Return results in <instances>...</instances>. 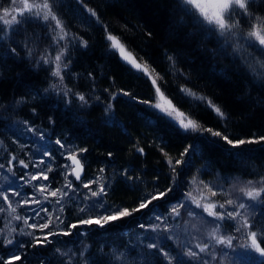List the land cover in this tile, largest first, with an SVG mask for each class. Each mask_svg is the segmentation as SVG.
Returning a JSON list of instances; mask_svg holds the SVG:
<instances>
[{"label": "trees", "instance_id": "1", "mask_svg": "<svg viewBox=\"0 0 264 264\" xmlns=\"http://www.w3.org/2000/svg\"><path fill=\"white\" fill-rule=\"evenodd\" d=\"M60 3L58 12L70 32L88 41L87 48L69 46L71 71L75 75L66 77L63 83L74 92L85 94L88 103L82 105L76 98L66 101L58 82L56 89L45 91L56 81L43 66L38 67L25 58L24 50L18 46L24 42L23 36L13 34L6 45L0 44V163L5 165L0 169V186L7 187L14 178L12 172L19 177L25 172L37 171L31 162L48 160L47 156L39 155L45 150L41 145L53 152L54 171L49 175L54 178L52 187L60 186L63 183L60 166L68 161L60 155L65 149L55 144L57 139L73 149H87L81 153L86 158L82 160L86 174L88 179L103 177L100 182L108 185L104 199L109 205L131 209L150 193L172 188L165 198L153 202L154 212L165 217L169 216L171 206L185 200L187 193L194 194L193 187L197 185L209 184V188L229 190L231 196L238 197V189L249 179L264 174V143L233 148L207 131L186 132L174 126L158 110L139 102L153 98L150 79L123 61L118 52L109 49L104 26L122 39L139 62L147 63L150 70L155 69L153 75L162 77L158 83L165 94L202 128L224 132L233 139L264 134V86L253 82L230 57L218 51L212 55L209 50L217 47L214 38L210 42L198 29L177 27L175 0H84L88 8L97 12L99 21L77 0H60ZM25 28L34 50L43 52L49 48L50 41L43 25L31 21ZM12 47L17 48L18 56L8 51ZM166 52L177 57V67L183 69L187 79L171 68L165 59ZM185 86L220 106L226 118L221 119L204 103L185 97L179 91ZM123 92L131 93L136 99ZM29 128L35 131H28ZM140 148L144 150L142 154L137 151ZM186 148L188 155H181ZM12 157L16 158L13 161L16 166L10 172L8 161ZM169 158L173 164L178 159L188 161L175 165L178 176L172 172ZM21 159L29 162L28 169L17 163ZM101 168L104 169L102 173ZM17 183L24 184V181L17 180ZM24 191L31 196L30 186L25 185ZM81 191L87 192V189ZM10 198L14 206L20 199ZM45 206L52 211L51 204ZM187 212L188 208L181 209L177 225L188 218ZM17 214L25 217L32 212L28 206L18 207L17 213L12 215ZM58 214L65 224L76 222L77 216L83 215L78 213L74 203H67L65 211ZM0 216L4 217L0 220L4 236L23 242L31 239L19 234L20 229L32 231L22 220L11 219L7 211ZM172 220L166 223L172 225ZM150 222L156 223L151 213L144 210L103 229L82 227L83 235L53 237L46 248H32L25 243L24 248L17 250L25 257L24 264H41L42 258L43 264H61L62 260L68 264L65 253L72 255V264H75L81 259V252L88 258V264H163V258L154 254L155 250L144 247L149 242L144 238L169 233H152L139 227ZM64 226L58 223L52 230L60 231ZM12 228H17V232L10 231ZM163 246L172 255L179 249L173 236L172 240L163 241ZM121 252L124 253L123 262L114 261L113 253ZM7 254L5 247L0 245V255Z\"/></svg>", "mask_w": 264, "mask_h": 264}, {"label": "snow or ice", "instance_id": "2", "mask_svg": "<svg viewBox=\"0 0 264 264\" xmlns=\"http://www.w3.org/2000/svg\"><path fill=\"white\" fill-rule=\"evenodd\" d=\"M77 2L91 17H96L99 21L97 12L88 8L84 4V0H77ZM60 6V0H6V3H0V44L6 45L13 34L23 36L24 42L18 46L24 50L25 58L31 60L38 67L43 66L49 77L56 81L51 83L45 91L56 89L59 83L66 101L70 102V98H76L82 102V105H85L88 103L85 94L74 92L63 82L66 77L75 75L71 71L72 59L68 54L69 46L87 48L88 41L83 36L70 32L58 12ZM262 9H264V0H175L174 22L177 27L198 29L199 34L210 42L214 38L217 47L215 50H209L212 55H216L218 51L230 57L233 63L238 64L253 82H260L264 86V10ZM31 21H37L43 25L47 32L50 44L49 48L43 52L34 50L26 36L25 25L30 24ZM104 30L106 33L104 38L109 42V49L118 52L123 61L130 64L137 72L143 73L144 77L151 81L154 89L153 98L141 100L140 103L158 110L160 114L169 118V122L173 123L174 126L178 125L180 129L186 132L207 131L233 148L264 143V134L257 136L254 133L248 139H233L224 132L202 128L195 119L182 111L165 94L160 83H158L162 77L159 74L153 75L155 69L150 70L147 63L139 62L138 58L128 50L122 39L108 31L107 26H104ZM148 35L150 36L151 33ZM62 42H66V44ZM8 51L13 55H19L16 47H12ZM165 59L169 61L171 68L179 76L187 79L183 69L177 67V57L166 52ZM89 75L91 76V73ZM179 91L185 97L204 103L221 119L226 118L221 107L208 97L197 95L196 92L186 86L180 87ZM123 95L130 96L133 100L136 99L128 92H123ZM24 123L27 124L28 122L25 121ZM28 131H35V129L29 128ZM55 144L60 149H65L60 155L70 162L60 166L59 175L63 177V183L56 188L52 187L54 178H50L49 175L54 171L51 161L55 157L51 150H47L46 145H41V148L45 150L39 152V155L47 156L48 160L32 161V167L37 169L35 172H25L16 177L15 172H12L16 166L13 163L16 158L12 157L8 161L11 165L8 170L12 172L14 178L7 187L0 186V205L7 206L6 208L0 206V213L7 211L11 219L22 220L23 224L32 231L19 230V234L31 238L29 241L23 242L16 241L14 237L4 236L3 229H0V237H3L0 238V245H3L8 252L7 256L0 255V264H17V262L24 264L25 257L17 249L24 248L25 243L32 248H46L52 243L51 238L53 237L83 235L84 233L80 232L82 227L97 226L103 229L107 225L121 222L125 218L132 217L134 213H141L144 210L151 213L152 221H159V223L140 224V228L152 233H169L171 229L165 221L179 218L182 208L189 209L187 212L189 216L197 215L190 210L188 201L194 203L196 208L202 209L199 215L203 216L206 213L207 217L212 218L207 220L205 217L207 223L212 225L211 231L207 234L209 239L203 243H196L194 246L181 244L176 254L172 255L163 246V241L172 240L171 235L145 236L144 239L149 242L144 244V247L155 250L154 254L163 258V264H173V262L175 264H210V260L216 264H222L226 257L231 258V264H264V174H257L255 178L249 179L244 187L238 189L240 193L238 197L226 199L221 203L211 199V197L217 196V192L204 185L211 193V197L201 194L199 198H196L189 192L185 200L171 206L169 216L165 217L163 214L154 212L155 205L153 202L165 198L172 191V188L163 192L150 193L142 198L136 207L131 209L109 205L104 199L107 195L108 185L100 182L103 177L88 179L86 174L85 165L82 162L86 158L82 157L81 153L87 152V149H73L61 139H57ZM191 147L189 145V148ZM137 151L142 154L144 150L140 148ZM108 155L111 156L112 153ZM165 155L167 154L165 153ZM181 155L187 156L188 148ZM17 163L23 169H28L30 166L29 162L22 159ZM168 163L172 165V172L178 176L179 172H177L175 165H183L188 161L178 159L173 164L172 159L169 158ZM4 168L5 165L0 163V169ZM99 171L102 173L104 169L101 168ZM125 175H127V170H125ZM69 177L73 179H69ZM7 179L5 177V180ZM128 179H132V177L128 176ZM170 179L175 180L176 177H170ZM17 180L24 181V184L17 183ZM40 181L47 183H34ZM201 183L203 182L201 181ZM25 185L31 187V196L24 191ZM93 185L96 187L94 188ZM81 189H87V192H82ZM10 196L20 197L16 201V206L13 205ZM84 201L88 203L85 204ZM67 203L76 204V210L83 215H78L76 222L65 224L58 213L65 211ZM33 204L39 205V208L30 209L31 216L12 215L17 213L18 207L23 208ZM46 204L52 205V211H49L48 207L45 206ZM3 219L4 217L0 216V220ZM30 220L33 222L30 223ZM58 223L64 224V228L60 231L52 230ZM10 231L17 232V228H12ZM37 231L43 234L34 235ZM241 239L243 243L239 242ZM8 246L12 247L9 248ZM55 251L60 252V249ZM63 255L68 257V264H72V255L67 253ZM80 257L81 259L76 260L75 264H88V258L84 256L83 252L80 253ZM112 258L114 261L123 262L124 253H113ZM41 264H43V258ZM61 264H65V262L62 260ZM93 264H98V262H93Z\"/></svg>", "mask_w": 264, "mask_h": 264}, {"label": "rangeland", "instance_id": "3", "mask_svg": "<svg viewBox=\"0 0 264 264\" xmlns=\"http://www.w3.org/2000/svg\"><path fill=\"white\" fill-rule=\"evenodd\" d=\"M130 65V64H129ZM204 185H207L209 188V184H201L197 185L194 188V194L193 196L196 198H199L201 194L205 196L211 197V193L208 191L207 188L204 187ZM212 191L217 192V196L211 197L212 200L221 203L226 199H235L236 197L231 196L229 193V190H220L213 187H210ZM237 195V194H236ZM37 208V205L33 204L28 206V210ZM189 210V209H188ZM190 210L197 213V215L193 216H187L188 218L183 221L181 225H177L178 221L177 218H173L172 222L173 224L169 227L171 231L169 232V235H172L175 237V240L178 241V246L181 244H189L194 246L196 243H203L207 240L208 232L211 231L212 225L207 223V220H211V217H207V214L204 213L203 216L199 215V213L202 212V209L196 208L194 203L190 202ZM220 211H223L221 209H218ZM207 217V220L205 219ZM179 219V218H178ZM168 222V220L165 221V223ZM156 223H159V221H156ZM239 236V234H236ZM205 238V239H204ZM240 243H243V240L241 239L239 241ZM214 243V242H213ZM234 243H236L234 241ZM211 251V249H210ZM205 255V254H202ZM229 257H226L223 259L222 264H231V261H229ZM210 264H216V262L210 260Z\"/></svg>", "mask_w": 264, "mask_h": 264}, {"label": "water", "instance_id": "4", "mask_svg": "<svg viewBox=\"0 0 264 264\" xmlns=\"http://www.w3.org/2000/svg\"><path fill=\"white\" fill-rule=\"evenodd\" d=\"M68 163H70V162L68 161Z\"/></svg>", "mask_w": 264, "mask_h": 264}]
</instances>
